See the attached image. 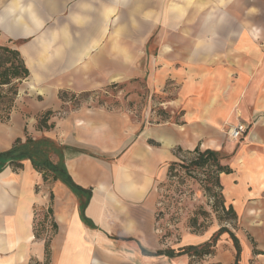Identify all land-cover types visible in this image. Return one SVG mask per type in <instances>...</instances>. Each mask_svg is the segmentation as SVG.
<instances>
[{"label":"crops","instance_id":"1","mask_svg":"<svg viewBox=\"0 0 264 264\" xmlns=\"http://www.w3.org/2000/svg\"><path fill=\"white\" fill-rule=\"evenodd\" d=\"M8 45L29 75L0 122V152L29 135L53 140L79 189L45 182L28 159L6 166L0 264H264V0H0ZM133 78L147 88L139 112L68 107L59 96ZM45 110L53 126L35 130ZM238 122L248 130L232 140ZM196 147L226 156L219 189L235 225L202 259L157 255V184L177 148ZM39 207L57 226L47 253L33 229ZM217 230L187 233L172 248L199 246Z\"/></svg>","mask_w":264,"mask_h":264},{"label":"rangeland","instance_id":"2","mask_svg":"<svg viewBox=\"0 0 264 264\" xmlns=\"http://www.w3.org/2000/svg\"><path fill=\"white\" fill-rule=\"evenodd\" d=\"M130 42L135 46V53H137V42ZM20 86L21 84L18 90ZM59 96L69 101L68 107L94 104L115 109H132L134 107V111L139 112L141 109L140 105L145 104L147 88L143 80L133 78L116 86L109 85L94 92L81 94L60 93ZM160 112L163 120L169 117L168 110ZM29 136L31 137V135ZM218 153L220 162L224 163L226 156L221 152ZM194 157L195 154L193 152H180L176 160L177 165L171 171H169L168 167L164 177L157 184L156 226L163 250L177 247V244L180 243L187 233L202 234L205 231L216 230L220 227H234L235 225L233 215L227 211L222 212L219 207V202L221 201L220 190L213 183V178L217 175L215 168L209 165L198 169L188 166L189 161ZM46 182L51 183L49 181ZM35 189L38 197L42 196L43 190H45L41 184H36ZM46 209L44 208V210ZM43 213L41 210L38 212L36 219L37 230L39 223L43 221ZM50 221L49 219L45 221L44 231L40 232V237L45 240L51 235ZM197 249H200V246ZM202 256L196 257L197 259H202Z\"/></svg>","mask_w":264,"mask_h":264},{"label":"trees","instance_id":"3","mask_svg":"<svg viewBox=\"0 0 264 264\" xmlns=\"http://www.w3.org/2000/svg\"><path fill=\"white\" fill-rule=\"evenodd\" d=\"M29 71L23 61V58L18 50L13 49L9 46H0V122H7L11 113V110L14 105L15 98L18 93V87L21 82L27 78ZM116 86V84H113ZM88 93V92H87ZM60 95V93H59ZM53 115V111L45 110L36 115V130H48L53 126V123H49L50 117ZM180 152H193L195 157L191 159L188 163V166H191L195 169L203 168L207 165L214 167L216 171V176L213 178L214 185H219V174L221 172H228L229 168L220 162L219 153L214 150L205 149L201 150L198 147L193 150H182L180 148L176 149V154ZM58 157L55 160L54 157ZM28 159L30 160L32 166L35 170L41 173L43 180L52 182L57 179L65 181L72 189H79L76 186L71 178L68 176L63 159L61 154V147L48 138H39L32 139L30 136H27L24 141L21 139H16L12 147L6 151L0 152V172L6 166H12L17 169L22 166L21 160ZM177 165L176 161L171 162L169 171H171ZM220 190V189H219ZM220 192V191H219ZM221 201L219 202V207L222 212H228L233 215V221L236 216L231 206H226L224 204L223 196L221 195ZM35 211L34 219V234L36 237H40L41 231H44V223L47 219L51 220V209L48 207L46 210L39 207ZM43 213V221L39 223L38 230L36 229V219L39 211ZM157 220V211L155 214ZM51 235L55 232L57 226L51 220ZM228 232L227 227H220L210 238L209 241L199 245L200 249H197L198 246H187L183 251L176 253L173 249H165L156 251L157 255H166L168 257H174L182 253H188L194 256H202L204 254H209L212 252V248L215 244L216 237L223 233ZM231 234V233H230ZM232 235V234H231ZM50 238V237H49ZM235 246L238 245L236 239L233 237ZM49 240L45 242V251L48 252Z\"/></svg>","mask_w":264,"mask_h":264},{"label":"built area","instance_id":"4","mask_svg":"<svg viewBox=\"0 0 264 264\" xmlns=\"http://www.w3.org/2000/svg\"><path fill=\"white\" fill-rule=\"evenodd\" d=\"M248 130V126L244 122H238L236 125L231 126L228 131V137L232 140L240 139Z\"/></svg>","mask_w":264,"mask_h":264}]
</instances>
